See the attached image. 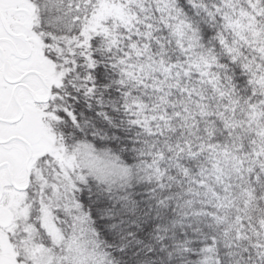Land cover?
Masks as SVG:
<instances>
[{"label":"snow or ice","instance_id":"obj_1","mask_svg":"<svg viewBox=\"0 0 264 264\" xmlns=\"http://www.w3.org/2000/svg\"><path fill=\"white\" fill-rule=\"evenodd\" d=\"M0 264H264V0H0Z\"/></svg>","mask_w":264,"mask_h":264},{"label":"trees","instance_id":"obj_2","mask_svg":"<svg viewBox=\"0 0 264 264\" xmlns=\"http://www.w3.org/2000/svg\"><path fill=\"white\" fill-rule=\"evenodd\" d=\"M82 116L87 119L93 127L103 130L108 136L107 140L100 141L99 139L93 140V138L89 135L87 138L92 141L94 145L97 147L113 148V150L116 151L117 154L121 156V159H124L126 163L131 161L130 152L118 151L119 148L126 147L128 145L129 137L131 136L130 132H127L120 127L112 128L106 121L97 117L96 114L86 106L82 109Z\"/></svg>","mask_w":264,"mask_h":264}]
</instances>
